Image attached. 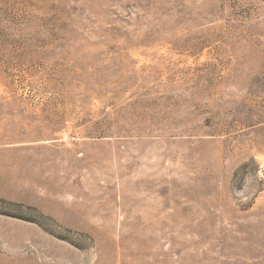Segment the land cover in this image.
Masks as SVG:
<instances>
[{"label":"rangeland","instance_id":"1","mask_svg":"<svg viewBox=\"0 0 264 264\" xmlns=\"http://www.w3.org/2000/svg\"><path fill=\"white\" fill-rule=\"evenodd\" d=\"M0 264H264V0H0Z\"/></svg>","mask_w":264,"mask_h":264}]
</instances>
